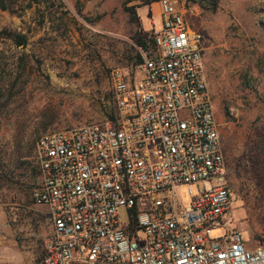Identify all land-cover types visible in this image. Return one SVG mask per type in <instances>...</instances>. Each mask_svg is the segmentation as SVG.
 I'll use <instances>...</instances> for the list:
<instances>
[{
    "label": "built area",
    "instance_id": "obj_1",
    "mask_svg": "<svg viewBox=\"0 0 264 264\" xmlns=\"http://www.w3.org/2000/svg\"><path fill=\"white\" fill-rule=\"evenodd\" d=\"M157 3L151 54L140 52L130 72L109 71L115 122L36 141L41 181L32 199L48 208L53 226L42 264H264V248H250L230 223L234 199L202 36L179 0ZM181 186L186 207L176 194Z\"/></svg>",
    "mask_w": 264,
    "mask_h": 264
},
{
    "label": "rangeland",
    "instance_id": "obj_2",
    "mask_svg": "<svg viewBox=\"0 0 264 264\" xmlns=\"http://www.w3.org/2000/svg\"><path fill=\"white\" fill-rule=\"evenodd\" d=\"M179 1L187 23L202 36L204 73L234 199L230 223L250 248H264V0ZM152 3L7 0L8 10H0V231H11L22 250L33 248L29 243L39 228L31 210L41 181L37 139L110 121L116 108L109 71L132 70L141 52L137 37L151 39L160 25ZM5 31L25 38V45L6 38ZM20 141L31 147L22 156L14 151ZM176 194L186 207V187ZM118 214L127 223L123 207Z\"/></svg>",
    "mask_w": 264,
    "mask_h": 264
},
{
    "label": "crops",
    "instance_id": "obj_3",
    "mask_svg": "<svg viewBox=\"0 0 264 264\" xmlns=\"http://www.w3.org/2000/svg\"><path fill=\"white\" fill-rule=\"evenodd\" d=\"M154 4H156L158 8L155 17H158L160 21L159 5L157 1L150 5V11L154 13ZM133 68L134 66H132V69ZM31 210L35 212L33 217L39 226L38 229L33 231L35 240L29 243L33 248L29 251L22 250L18 244H14V237L11 231H0V264H36L38 258H40V264H42L45 254L44 246L48 238L52 235L53 226L46 206H36L34 204Z\"/></svg>",
    "mask_w": 264,
    "mask_h": 264
},
{
    "label": "trees",
    "instance_id": "obj_4",
    "mask_svg": "<svg viewBox=\"0 0 264 264\" xmlns=\"http://www.w3.org/2000/svg\"><path fill=\"white\" fill-rule=\"evenodd\" d=\"M156 0H146V4H150L152 2H155ZM7 0H0V10L5 11L8 10V5L6 4ZM6 38L11 39L12 41L16 42L18 45H25V38L22 36H14L8 32L3 33ZM137 46L139 47V50L141 52L150 55L152 48H153V42L152 39H149L147 35L141 34L136 39ZM137 60L133 63V66H136L141 61V54H137ZM116 112L114 115L110 116V121L115 122L116 120ZM36 145V144H35ZM31 149L29 142H26L25 144H21L20 142H17L14 146V151L17 153L18 156L23 155V150L29 151ZM135 213V210H134Z\"/></svg>",
    "mask_w": 264,
    "mask_h": 264
}]
</instances>
